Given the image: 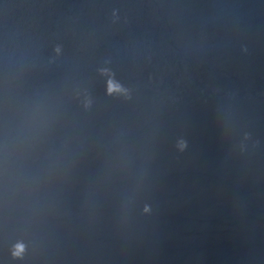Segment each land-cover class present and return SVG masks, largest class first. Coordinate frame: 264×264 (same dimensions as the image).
<instances>
[{"label":"water","instance_id":"95a60500","mask_svg":"<svg viewBox=\"0 0 264 264\" xmlns=\"http://www.w3.org/2000/svg\"><path fill=\"white\" fill-rule=\"evenodd\" d=\"M0 264H264V0H0Z\"/></svg>","mask_w":264,"mask_h":264},{"label":"clouds","instance_id":"9594fccd","mask_svg":"<svg viewBox=\"0 0 264 264\" xmlns=\"http://www.w3.org/2000/svg\"><path fill=\"white\" fill-rule=\"evenodd\" d=\"M110 91H112L113 89L110 87V89H109ZM21 250H22V248H21Z\"/></svg>","mask_w":264,"mask_h":264}]
</instances>
